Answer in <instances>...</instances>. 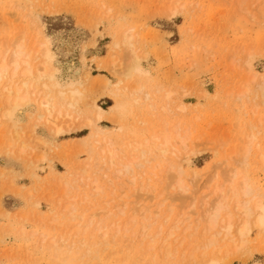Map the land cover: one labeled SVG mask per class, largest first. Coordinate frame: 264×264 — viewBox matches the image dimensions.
<instances>
[{
    "label": "rangeland",
    "instance_id": "rangeland-1",
    "mask_svg": "<svg viewBox=\"0 0 264 264\" xmlns=\"http://www.w3.org/2000/svg\"><path fill=\"white\" fill-rule=\"evenodd\" d=\"M260 1L264 6V0H0V52L21 34H25L29 42L34 38L40 40L36 26L42 31V36L48 38L50 47L55 52L54 65L59 69L57 76L64 80H76L80 92L76 99L66 97L73 102V106L68 107L67 104L58 105L56 95L53 97L55 108H61L62 114H65L57 120L58 125L63 126L65 130L63 134L55 133L50 123L39 119V114L43 116L45 111L34 99L41 94V84L47 81V78L36 74L26 79L33 88L30 86L28 89L31 101L18 113L20 128L12 127L8 120H0V264L140 263L136 246L133 244L140 219L133 223L127 222L131 215L130 206L126 208V214L118 213L116 201L112 200L114 196L109 188L111 185L106 183L102 174L113 168L107 169V165L103 164L100 150L106 149L107 140L112 141L119 151L125 148L128 140L145 138L152 129L160 126L162 115L171 124L189 126L193 141L191 142L197 152L188 160L167 154L165 158L156 157L153 162L181 165L188 177L192 173L202 177L197 181L196 188L192 189V192L197 189L199 195L203 191L199 189L210 177L216 161L223 160V151L219 145L228 143L230 148L231 144L240 142L232 119L238 114L245 115L236 109L240 108L242 103L248 105V102L246 98H242L241 102L234 100V93L228 96L227 90L234 88L231 90L235 92L238 85H243L247 79L249 81L247 63H250L252 71L264 72V9L262 13L255 9ZM171 8L176 9V13L171 14ZM254 12L257 17L252 20L251 15L255 16ZM30 19L35 21V26L30 24ZM128 28H133L131 48L138 55L141 54L140 62L149 71L148 84L152 85L151 88L154 89L157 85L171 89L175 87L174 90L184 95L171 97L169 105L173 107L171 106L172 113L169 112L168 115L159 109L150 110L148 101L139 96L135 102L126 101L122 110L110 108L117 97L113 85L119 81L120 87L130 80H124L110 72L105 55L117 43L118 37V42L121 43L120 35ZM118 48L115 51L123 56L126 52L123 43L119 44ZM249 86L253 87L252 90L255 88V84L250 81ZM222 88L224 89L221 90ZM204 90L210 95H201ZM221 94H224V97ZM158 100V95L152 92L151 102L156 103ZM180 101L191 104L183 114L178 113L174 107ZM95 105L104 109L102 118L95 123L99 122L97 125L107 130L104 133L94 132L95 127L87 123V118L94 117ZM2 109L4 110L0 106V116ZM155 113L159 116H155ZM262 129L261 136L264 139V124ZM42 131L47 134L44 139L51 141L50 144L38 140ZM14 134H18L17 138ZM21 143L28 146L24 151L20 150ZM124 153L129 154V150ZM42 154H45L46 158L41 159ZM253 159H247V176L264 201V163L257 160L255 162ZM149 170L150 166L146 168L145 174L142 173V179L150 176ZM136 171L141 173L137 168ZM79 173H82V178ZM127 177L126 175L121 180L126 181ZM86 179H96L105 191L100 193L92 190ZM187 182L189 183L188 180ZM21 185L23 186L20 187ZM161 186L157 184L158 188ZM168 191L174 192L169 187ZM144 197L145 195L141 198ZM174 197L173 203L176 205L189 203V199L184 201L179 200L178 195ZM66 200L74 204L77 215L88 216L92 212H98L96 209L99 207L111 208L112 214L109 216L97 213L96 218H102L103 225L107 227L108 237L105 242L93 247L91 253H85L84 248L78 245V240L87 237L88 233L79 232L76 236L75 231L71 229L77 221H71V218L65 215L62 206ZM105 200L108 205L104 203ZM147 200V203L153 201L149 198ZM87 201H90V205ZM91 206H94L93 209ZM6 208L16 212L5 215ZM22 213L26 214L27 219ZM36 213L41 219L37 218ZM54 215L58 223L51 224L50 220ZM115 225L129 226L127 233L124 230L116 232ZM22 227H25L24 232ZM261 236L258 231L252 230L249 249L223 259L220 264H264V242ZM62 237L64 242L61 241ZM50 239H57L55 246L60 248L54 247L49 242ZM189 263L196 264L184 259L176 260L173 264Z\"/></svg>",
    "mask_w": 264,
    "mask_h": 264
},
{
    "label": "bare ground",
    "instance_id": "bare-ground-1",
    "mask_svg": "<svg viewBox=\"0 0 264 264\" xmlns=\"http://www.w3.org/2000/svg\"><path fill=\"white\" fill-rule=\"evenodd\" d=\"M253 4H255V2H253ZM255 9L258 13H262L264 9L263 2H258ZM176 11V9H172L171 14L176 13ZM253 17H257L256 14L255 16L253 14L251 15L252 20ZM30 24L34 25L35 21L33 19H30ZM35 28L37 34L40 36V40H36L34 38L29 42V38H27L25 34H21L19 38L15 40L12 39L10 46H7L6 49L0 52V106L4 108V110L2 109L3 112L0 116V120H8L12 123V127L15 126L20 128V126H18L20 120L18 113L21 111L22 107L26 106L29 101H31V96L28 92V89L31 85L27 82L26 79L36 74L38 76H41L42 78H47V81H44L41 84V94L37 95L34 99V101L37 102L38 106L45 111V115L42 116L39 114V119L43 120L46 123H50L54 127L53 130L55 133L63 134L65 130L63 126L58 125L57 120L58 118L63 117L65 114H62L61 108H55L53 97L54 95H56L58 99V105L67 104V107L73 106V102L71 100H67L66 97L69 96L71 99H73L78 94H80L79 89L77 88L78 82L73 79L64 80L57 76V72L59 71V69L54 65L55 52L50 47V41L46 36H42V31H40L38 27L35 26ZM132 29H125L120 35L122 40L121 43H123V46L125 47L124 49L126 51L123 56L115 51V49L119 47V44H121L120 42H118L120 40L119 37L117 38V43H115L113 48H111V50L105 55L110 65V72H112L114 75L121 76L124 80H130L128 83H123L120 87L118 86V84L120 83L118 80V83L113 85L116 88L115 95L117 97L115 103L112 104L110 108L116 111L122 110L125 106L124 103H126V101L131 100L132 102L133 100L135 102L137 101V96H139L142 97L143 100L148 101L147 104L150 110L159 109L162 113L168 115L169 112L172 113L171 108L173 106L171 105V107L169 105L171 97L173 95H176L177 97L179 96V94L182 95L183 93H179L178 91L174 90L175 87L171 89L157 85L156 87H154V89L151 88L152 85L150 86L148 84V79L150 78L149 71L144 68L140 62V57L142 56L139 57V55L141 54L138 55L137 52L133 48H131ZM246 66L248 67L250 73L249 81L255 84V88L252 90L253 87L249 86V81H247L248 79L246 78L247 80L244 81L243 85H238V89L235 92L232 91L234 88H231L232 90L230 89L226 92V95L228 96L229 94L234 93V100L236 99L241 102L243 100L242 98H246L248 102V105H246V103H242L240 108L236 109L237 112H244L245 115L238 114L232 119V125L236 128V135L238 138H240V142L237 144L234 143L235 145L231 144L230 148H228V143L223 144L222 146L219 143V146L223 151V155L221 156L223 160L218 159V161H216L210 177L206 180L205 184L201 186L202 188L199 189L201 191L203 190L199 195L197 194V189L193 192L192 189L196 188L197 181L199 179H202V177L199 178V175L194 173H192V175L188 177V174L185 173V170L181 165H165L159 162H153L156 157L161 156L165 158L167 154H171L177 159L180 157L186 160L190 159L189 157L197 152V148L194 147V143L192 144V134L190 129L188 128L189 126L182 127L180 123L171 124L169 123V120L163 118L162 115L160 126L152 129L150 134L145 138L140 140H128L125 143V148L120 149L119 151L117 147L115 148L113 146L112 141L108 140L105 142L106 149L101 148L99 154H101V160L103 164L107 165V169L113 168L111 169V171H106L102 174L104 176V179L106 180V183L111 185L109 188L112 189L111 193L114 196L112 200L116 201L115 205L118 209V213L122 215L126 214L125 210L128 206H130L131 215L128 217L127 222L131 221V223H133L140 219L138 227L136 226L137 231L135 230L136 232L133 243L135 244L136 250L138 252V260L140 258L139 261L137 260L138 262L143 264H173L176 260L184 259L188 262L190 261L196 264H220L223 259L225 260L231 255L236 256L237 254H241L245 252V250L249 249L248 245L251 242L249 237L252 230L258 231V233L262 235L261 240H263L264 242V201L261 198V194L258 192V190L253 187L246 172V168L248 167L247 159H249L250 157L254 158L255 162L257 160L261 163H264V139L261 136L263 133L262 125L264 124V72L259 73L254 70L252 71L250 63H247ZM153 85L155 86V84ZM31 88L33 87L31 86ZM223 89L224 88H222L221 90ZM152 92L158 95L159 100L156 103L151 102ZM201 95L208 96L210 95V93L207 90H204L202 91ZM221 95L223 96L224 94ZM189 105L191 104L180 101L176 105H174V107L178 113H182L186 112V107ZM103 113L104 109L98 105H95L94 117L87 118V123L95 127L94 132L104 133L107 131L106 129L97 125L99 122L95 124L98 120L100 121ZM155 116H157V114ZM233 130L235 131V129ZM21 132L22 131H20V133ZM39 134L40 135L38 136V140L41 143H51V141L47 142L44 139L47 135L45 131H42ZM222 134L223 133H221V135ZM17 136L18 134L16 135V138ZM198 139L199 138L197 137V140ZM26 146L27 145L22 144L20 150L24 151ZM127 149L129 150V154L124 153V151ZM135 151L137 153H134ZM40 156L41 159L46 158L45 154H42ZM149 166L151 168V170L148 171L150 176L146 177V179L144 180L142 179V173L145 174V172H147L146 168ZM136 168L138 169V171H141V173H138L136 171ZM81 174L79 177H81ZM126 175L128 176L125 179L126 181L121 180V178L126 177ZM58 180L60 179L58 178ZM187 180L189 181V183L187 182ZM86 181L91 184L92 190L100 193L104 190V187L99 184L96 179H86ZM71 182H73V180ZM157 184L159 186H162L158 188ZM190 185L192 187H190ZM22 186L23 185H21L20 187ZM168 187L174 192H169ZM117 192H120L119 195L116 194ZM104 194L105 193L103 192V195ZM143 195H145V197L141 198ZM174 195H178L179 200L185 201L189 199V203H184L181 205L174 204ZM148 198L153 201L147 203ZM59 200H61V198H59ZM84 200H86V197L84 198ZM69 201H72V199H69ZM69 201L67 202L66 200V203L63 202L64 204L62 206V209L66 212L65 215H68V217L71 218V221H77L75 226L71 228L77 234L76 236H78L79 232L88 233L87 237H79L80 239L78 240V245L79 247L84 248L83 251H85V253H91V250L93 251V247H95L98 243L105 242L107 240L106 238L108 237L107 227L103 225L102 218H96V216L98 215L97 213H103L104 215L109 216L112 214V212L110 211L111 208L106 209V207H99L96 209L98 212H92L89 215L87 214L88 216H85L84 214L77 215L75 213L76 207ZM87 202L89 204L90 201ZM104 203L106 205L109 204L106 200L104 201ZM91 207L93 209L94 206ZM4 214L9 215L11 213L9 210H4ZM22 215L24 218L26 217L25 213H22ZM37 218L41 219V216L37 214ZM25 219H27V217ZM69 220L70 219H68V221ZM116 222L118 223V221ZM50 223H58V219L55 217V215L51 218ZM127 227L126 225L122 227L119 225H115V231H126ZM24 230L25 227H22L23 232ZM132 233L134 234V232ZM56 240L50 239L49 242L54 247H57L55 246ZM131 240H133L132 237ZM61 241L64 242V238L61 239ZM75 253H77V251ZM134 253L136 254V251H134ZM124 255L126 257L127 254L125 253ZM73 261L75 260L73 259ZM133 263L134 262H132V264Z\"/></svg>",
    "mask_w": 264,
    "mask_h": 264
},
{
    "label": "crops",
    "instance_id": "crops-1",
    "mask_svg": "<svg viewBox=\"0 0 264 264\" xmlns=\"http://www.w3.org/2000/svg\"><path fill=\"white\" fill-rule=\"evenodd\" d=\"M4 210H9L11 214L16 212L15 210H12V209H7V208H6V209H4Z\"/></svg>",
    "mask_w": 264,
    "mask_h": 264
}]
</instances>
